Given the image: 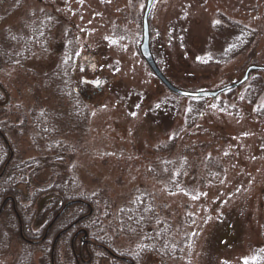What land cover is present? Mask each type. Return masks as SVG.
I'll return each instance as SVG.
<instances>
[{
  "label": "rangeland",
  "instance_id": "374dc122",
  "mask_svg": "<svg viewBox=\"0 0 264 264\" xmlns=\"http://www.w3.org/2000/svg\"><path fill=\"white\" fill-rule=\"evenodd\" d=\"M145 1L0 0L4 57L13 50L8 36H19L26 21L42 14L53 22L47 39L30 53L21 46L13 52L17 60L0 57L2 138L16 161L41 158L53 164L31 177L29 187L18 186L21 205L30 208L26 217L35 214L30 227L38 230L40 216L38 203L29 199L41 187L70 177L75 195L96 196V231L113 240L114 249L136 254L137 264H264L260 104H248L240 85L231 96L224 92L206 99L201 117L187 126L189 98L170 93L137 49ZM224 18L255 33L253 45L226 62L220 57L232 38L213 34ZM147 22L155 64L179 90L215 92L238 82L250 66L264 68V0H156ZM68 29L76 42L69 87L60 73ZM253 76L264 81L263 71ZM72 91L84 112L70 97ZM34 114L50 118L54 145L66 148L61 158L46 154ZM0 145L5 147L1 138ZM141 198L149 202L147 213L155 215V223L148 217L147 227L159 230L155 234L169 244L159 247V254H138L142 238L127 237L118 225L117 212ZM5 210L13 212L10 204ZM5 218L0 217V264H13L21 240L19 234L6 236ZM37 260L35 255L32 261Z\"/></svg>",
  "mask_w": 264,
  "mask_h": 264
},
{
  "label": "trees",
  "instance_id": "16d2710c",
  "mask_svg": "<svg viewBox=\"0 0 264 264\" xmlns=\"http://www.w3.org/2000/svg\"><path fill=\"white\" fill-rule=\"evenodd\" d=\"M43 15L41 14L39 17H35V19L25 22V26H23L21 34L17 37L8 36L7 42L13 47L12 55L11 53H7L4 57L7 63L15 60L14 50L19 47H23V51L27 52L29 50L30 44L32 47L37 46V44L44 42L48 35L51 33V18L49 20L41 18ZM40 18V19H39ZM39 21L37 22L36 20ZM221 24H217L215 26V30H213V34L216 35V32L225 33L226 38H232V43L230 41L227 43V46H224L223 52L224 57H220V59L224 62L226 60H231L235 58L238 54L243 53L249 46H252L255 39V33L251 30H248L244 26L240 24L230 21L228 19H222ZM214 29V27H213ZM219 37L220 34H217ZM225 44V42H223ZM65 50L64 54L65 61L61 65L60 73L62 74L63 81L65 82V86L69 87L73 84V78L71 74V69L73 67L74 58L76 56V42L74 40L72 30L65 31ZM17 60V59H16ZM57 80L60 78L57 77ZM243 98L248 102V104H256L259 102V108L256 112L259 116H264V81L258 77L253 76L251 79L248 77V80L242 85L244 86ZM236 91L229 90L225 92L226 96H231V94ZM71 98L75 99L78 103V107L81 110V113L85 111V107L80 100V97L76 95L73 91L69 94ZM190 106L186 111V125H193L199 117H201L204 112L205 100L206 99H190ZM35 115V114H34ZM81 115V114H80ZM79 115V116H80ZM82 119V116H80ZM49 117L43 116H33V126L35 132L37 133V137L42 140L46 145V154H56L61 158L63 156V152L66 151V148L61 146V143H55L52 141V137L54 136L51 133L50 137V123ZM0 132L5 135L6 132L2 125H0ZM11 147V146H10ZM2 148V149H1ZM9 157L8 151L5 147L0 145V173L3 170L4 165H6L5 171L0 175V204H4L1 209L0 217L2 214H6L5 218V234L9 236L14 234L15 236L18 234L17 232L19 227V222L17 217L21 221L22 229L30 226V222L33 220V215L30 214L26 217V212L30 210V208H26L21 205L20 197L22 196L21 190L18 189L19 185H24L25 187H29V179L31 177H36V175L40 172L42 168L45 166L52 167L53 164L47 163V161L42 160L41 158H37L36 160H28L26 162H19L15 159V154L10 161L7 162ZM31 169L32 171L29 173V178H26L27 170ZM28 179V180H27ZM76 185L70 179H66L64 183H51L49 186H43L40 188L38 192L35 193L34 197L29 199L31 204L35 202L38 203V208L36 209L37 213L41 217V212L45 211L46 213L53 212L56 210V206L60 204H64L68 200H79L82 202L81 206H75V208H69L65 215L71 214L72 216H79L78 212L81 211L80 216L83 217V221L81 223V227H83L88 236L90 238L95 239L99 244L111 246L110 249H113L117 254L127 255L131 258L136 259V254H129L125 251H118L114 249L113 240H108V237L102 231H96L99 227L97 223V219L93 218L98 215L97 206L98 201L96 196L89 194H77L75 195ZM43 196V197H42ZM42 199H39L41 198ZM39 199V201H38ZM13 200L15 204L16 215L12 211H6V206H9L10 202ZM24 200V199H23ZM149 202L145 199L141 198V200H135L132 202L130 208H123L117 212V220L118 225L123 228V233L127 237H137L139 240V247L137 250L138 254L142 253H155L159 254V247H165L168 249L169 245L166 238L163 234H155L159 230H155L154 228H148L149 221L147 220L150 217L151 222L155 223V215L153 212L148 211ZM28 213V212H27ZM148 214V215H147ZM38 215H36L37 217ZM48 215H46L47 217ZM147 218H146V217ZM16 217V218H15ZM92 221V222H90ZM160 225V224H158ZM153 229V230H151ZM8 230V231H7ZM11 232V233H10ZM8 239H10L8 237ZM7 241V240H6ZM66 264H73L72 254L70 252L71 248H68V244L66 243ZM170 250V249H169ZM21 264H32L31 257L26 258Z\"/></svg>",
  "mask_w": 264,
  "mask_h": 264
},
{
  "label": "flooded vegetation",
  "instance_id": "af4514ba",
  "mask_svg": "<svg viewBox=\"0 0 264 264\" xmlns=\"http://www.w3.org/2000/svg\"><path fill=\"white\" fill-rule=\"evenodd\" d=\"M32 48L30 44L29 50L24 52V54L30 53ZM1 49L0 57L2 56L1 58H3L4 52ZM0 62L2 63L1 59ZM0 138L8 151V158L11 159L14 154L13 150L6 139L2 138L1 132ZM9 202L16 215L14 201L11 200ZM65 204L68 206L71 204V207L75 208V206H81L82 202L79 200H68L64 204L59 203L53 212L46 213L42 211L40 222L38 221V224L35 225L38 230L32 229L34 226H29L23 230L21 221L17 217L19 222L18 229L20 230L18 238L21 241L16 242L17 251L15 252L13 264H21L28 257H31V261L35 260V255L38 257V264H46L47 262L48 264H66L64 242L67 236H69L70 240L68 241V248H71L73 264H137L136 259L127 255L117 254L113 249H110L111 246L99 244L95 239L90 238L86 230L81 227L83 221V217L80 216L81 211L78 212L79 216L69 214L67 217L65 213L71 207L65 206ZM1 205L4 204L2 203ZM1 205L0 208L2 207ZM46 215L48 216L46 217ZM31 223L33 224V222H30V225ZM62 237L64 238L63 246L61 243ZM32 264H34L33 261Z\"/></svg>",
  "mask_w": 264,
  "mask_h": 264
},
{
  "label": "water",
  "instance_id": "95a60500",
  "mask_svg": "<svg viewBox=\"0 0 264 264\" xmlns=\"http://www.w3.org/2000/svg\"><path fill=\"white\" fill-rule=\"evenodd\" d=\"M155 0H146L145 1V6H144V11L142 15V20H141V28H142V40L137 48L139 50L140 57L146 64V66L149 68V70L152 72V74L155 76L156 79L167 89L169 90L170 93L179 96V97H184V98H190V99H209V98H216L218 95L227 92L229 90L236 89L242 86L247 80L252 72L256 71H263V67H257V66H250L246 69L245 73L243 74V77L236 83L231 84L230 86H226L222 89H219L215 92H199V93H191V92H185L182 90H179L175 88L173 85H171L165 78L158 67L155 64V61L152 57L150 47H149V33H148V15L150 12V9L152 7V4ZM90 85H93L94 87H98L101 85V82H95V81H88L87 82Z\"/></svg>",
  "mask_w": 264,
  "mask_h": 264
}]
</instances>
